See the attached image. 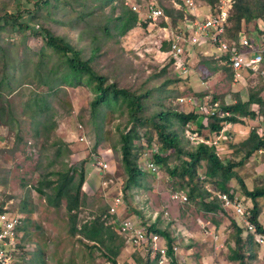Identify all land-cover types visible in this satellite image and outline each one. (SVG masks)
<instances>
[{
	"label": "rangeland",
	"instance_id": "374dc122",
	"mask_svg": "<svg viewBox=\"0 0 264 264\" xmlns=\"http://www.w3.org/2000/svg\"><path fill=\"white\" fill-rule=\"evenodd\" d=\"M93 1L85 2L88 5L86 11H93V15L85 21L78 20L83 9L82 2L69 1L56 6L54 0L51 7L42 9L36 17L32 15L23 19H28L32 26L36 23V30L45 27L53 34L68 39L81 51L83 60L94 56V69L106 76L108 83H116L118 88L146 96L143 100L145 118L165 110L198 113L200 118L197 122L188 123L184 128L176 124L174 128L181 136L184 149H194L205 143L214 147L224 163L239 162L243 157L240 143L249 137L253 127L264 126V116L255 120L245 119L244 124H226L220 134L211 132L207 117L215 112L210 109L215 104L231 105L237 99L247 102L252 92L263 89L264 82L247 74H243L241 79L231 78L230 73L222 69L226 65L224 56L210 45L186 46V57L180 63H185L189 70L186 74L177 70L172 55L163 47L170 43L171 29L182 28L183 22L192 15L182 6L183 0H102L106 2L98 7ZM37 2L0 0V15L5 10L11 12L19 8L34 11ZM195 2L199 6L195 14L203 18L209 7L202 0ZM123 3L131 10L140 8L137 13L132 10L137 14L139 23L124 36L117 35L114 30L108 35L103 30L99 31L100 25L107 24L112 7L117 8L113 20L121 15ZM155 3L165 15L167 10H173V17L166 15V20L161 18L153 24L145 20L148 5ZM233 4V0H220L215 8L223 7L231 13ZM179 13H184L181 20ZM164 25H169L170 29H164ZM257 25L264 30V21H259ZM52 50L39 35L12 32L11 26L0 31V80L5 76L3 67L6 61L13 89L8 101L16 116L13 125L0 126V212L24 217L19 240L23 242V247L16 253L20 263L112 264L104 248L78 234H70L65 203L60 208L50 206L36 191L44 178L55 179L51 174L60 165L55 162L56 148L52 145L61 141L68 145V150L63 148L60 160L68 169L77 174L83 170L85 175L82 193L87 199L85 206L77 212L78 227L104 215L107 210L110 213L111 206L120 198L122 205L118 216L114 217L117 224L112 223L114 219L107 213L104 215L112 227L111 234L117 236L116 245L124 240L118 233L119 223L131 220L137 224L155 225L170 235L173 246L178 247V254L171 257L170 264H239L234 260L236 235L231 221L237 223L242 217L237 218L231 209L206 212L199 202L194 203L189 197L187 204L172 199L173 193L182 190L187 193L188 187L179 177L171 178L163 165L151 161L154 155L159 154L160 139L149 124L138 128L139 138L132 142V155L138 157L137 165L144 170L143 175L132 182L122 162L121 135L128 134L136 126L132 125L126 104L120 97L108 99L97 107L96 115H93L91 103L96 96L85 84H61V90L56 92L44 87L36 69L43 53L50 57L44 58V65L39 69L55 67L57 56ZM46 94L51 96L48 99L50 126L55 128L50 134L37 135L34 123L25 114L24 105L36 95ZM260 97L264 99V90ZM252 109L259 113L258 106ZM147 134L152 138L150 144ZM82 137L86 141H81ZM168 156L169 168L179 166L178 158L165 155L166 158ZM52 162L56 163L54 168L50 166ZM149 163L154 164L156 172L148 168ZM234 171L235 177L227 185L229 195L239 200L243 211H247L249 207L245 202L251 204L243 196L240 180L249 191L264 187V150L254 154L244 167ZM205 172L204 161L198 171L200 187L203 186L213 197L222 194L214 182L207 181ZM126 185H129L127 190ZM257 203L260 208L259 222L264 227V199L258 198ZM23 209H27L28 213L24 214ZM242 239L246 243L242 251L245 263L264 264V248L259 247L253 237L247 244L249 236L245 232ZM147 260L149 264H158L157 258L151 256L148 250L126 243L116 262L144 264Z\"/></svg>",
	"mask_w": 264,
	"mask_h": 264
},
{
	"label": "trees",
	"instance_id": "16d2710c",
	"mask_svg": "<svg viewBox=\"0 0 264 264\" xmlns=\"http://www.w3.org/2000/svg\"><path fill=\"white\" fill-rule=\"evenodd\" d=\"M52 0H38L36 3V9L34 11H22L20 8L8 12L5 10L3 15H0V31H3L8 26H11L12 32L26 33L30 32L33 35H39L45 41L46 45L53 49V53L57 56V63L52 69L40 70L39 66L44 65V58L50 57L41 55V59L38 63L36 72L39 73L40 80L44 87L50 91L61 90L59 85L72 86L74 83L85 84L91 88L95 93V99L91 103L92 114L96 115L98 106L107 100L120 97L128 108V112L131 115V122L136 126L132 127L128 134L121 135L122 140V154L124 170L128 173L129 179L133 182L136 177L143 175L144 170L139 169L137 165L138 157L133 156L132 142L136 138H139L138 128L141 126H147L148 124L154 129L160 139L159 154L154 155L151 161L155 164L163 165L168 171L171 178L179 177L183 183L187 184L189 199L192 202H199L203 210L210 213L224 212L222 203L218 200L217 195L214 197L207 193L203 186L200 187V176L198 174L201 169L202 162H206L205 177L207 181L214 182L216 188L220 193L226 194L230 199H234L232 195H229L228 182L235 177V168L244 167L248 160L260 150H264V136H260L256 129L251 130L249 137L240 143L241 151L243 152L242 159L237 162L224 163L217 156L214 147H210L205 143H200L194 149H184L182 147L181 136L178 131L174 130L176 124L181 127H185L188 123H195L200 118L198 113H180L173 110L160 111L151 115L148 118L143 116L144 103L143 100L146 96L136 95L128 90L118 88L116 83H108L106 76L99 74L92 65L94 56L88 60L81 58V51L75 48L71 42L61 36L53 34V32L45 27L41 29H35L36 23L30 24L24 21L26 16L37 15L42 9H47L53 5ZM77 3L82 2V11L78 15L79 21H85V18H90L93 15V11L90 9L86 11L89 0H54L55 5L58 6L61 3ZM109 1V0H106ZM105 1V2H106ZM208 6L207 12L210 10L212 13H217L219 10L215 8V5L220 0H202ZM234 4L231 13H228V27L226 36L229 40H233L236 44H239L240 36L244 34L248 39L252 40L255 44L260 41L261 36L264 34V30L260 28L259 21H264V0H233ZM102 0H94L95 7L104 4ZM117 10L116 7L111 8V15L108 17V22L105 25L99 26V31L103 30L107 35L111 30L116 31L117 35L124 36L138 23V17L129 7L122 5V13L113 20V15ZM172 11L167 10L166 15L172 18ZM179 12V11H176ZM182 12V11H180ZM180 14V20L184 13ZM194 17L189 16V20L193 21ZM178 20V22L180 21ZM185 22V21H184ZM183 22V23H184ZM181 24V23H180ZM112 25V27H111ZM182 25V24H181ZM180 25V26H181ZM232 25V28L231 26ZM167 26V25H166ZM165 25L163 27H166ZM230 26V27H229ZM253 26V28H250ZM164 51H169V45L163 47ZM98 48L93 50L95 53ZM226 65L222 67L225 71L230 73V77H234V73L230 67V63L227 57H223ZM174 62V60H172ZM5 76L0 80V126L13 125L16 116L13 112L8 96L13 92L10 87L9 68L6 65L3 67ZM220 69V68H218ZM216 69V70H218ZM214 70V71H216ZM253 76V75H251ZM59 88V89H58ZM7 90V91H6ZM9 90V91H8ZM263 89H259L256 92H252L247 102H243L237 99L235 103L231 105L218 106L214 115H209L208 126L212 133L220 134L225 128L226 124L236 125L244 124L245 119L255 120L259 116H264V99L261 98ZM56 92V91H55ZM51 96L49 94L31 98L24 105L25 114L34 123V130L37 135L50 134L55 126H50L49 115L50 109L48 105V99ZM258 106L259 113L253 111L252 107ZM222 114V117L219 115ZM228 114V115H226ZM16 123V122H15ZM148 133V132H147ZM147 141L149 144L152 138L147 134ZM52 147L55 150V162L60 165L58 169L51 174L55 179L47 180L44 178L37 187L36 191L42 197L45 198L48 205L60 208L65 203L66 214L69 218L70 234L72 236L79 235L84 240L94 243L95 245L104 248L107 252V259L112 264H117L116 259L119 256L121 250L124 248L126 242L123 240L119 245H116L117 236L111 234V226L108 225V218L104 219V215L108 213V210L94 218L92 221H88L78 227L77 212L85 206L86 195L82 193V187L85 182L84 171L75 173L71 169H68L62 162L61 152L63 148L68 150V145L59 141L54 143ZM66 150V151H67ZM166 154L174 155L179 159V166H175L173 169L169 168V156L166 158ZM60 160V161H58ZM50 163V166L56 164ZM240 180V179H239ZM242 185V192L244 198L250 201L251 206L245 202L249 209H247L251 222L256 225L258 232H263L264 227L259 222L260 208L257 203L258 198L264 199V187L256 188L249 191L240 180ZM129 189V185H126V190ZM217 193V192H216ZM206 196V197H205ZM253 204V207H252ZM1 211L0 213H4ZM22 212L27 214V209H23ZM232 226L235 229V258L239 261V264H246L243 254L245 244L242 239L244 230L236 223L231 221ZM147 229L151 232H155L161 236L166 237L169 245V255H172L173 239L167 232L158 229L155 225L148 226ZM249 236L248 242L251 240ZM144 264H149L147 260Z\"/></svg>",
	"mask_w": 264,
	"mask_h": 264
},
{
	"label": "built area",
	"instance_id": "2783aa9c",
	"mask_svg": "<svg viewBox=\"0 0 264 264\" xmlns=\"http://www.w3.org/2000/svg\"><path fill=\"white\" fill-rule=\"evenodd\" d=\"M182 4L185 10L187 9L191 12L194 19L193 21L186 19L182 28H176L175 31L171 29V39L170 43H168L169 54L175 60L174 66L177 65V70H181L183 74H186L189 70L185 63H180L181 59L186 57V46L206 47L210 45L220 55L227 57L234 73V80L241 79L243 74H247L257 76L264 82V34L256 44L242 34L239 44H236L233 40H228L226 36L229 10L223 7L218 8L219 11L217 13H212L209 10L202 18L195 14V11L199 8L195 0H183ZM139 9V7L132 8L136 13L139 12ZM166 17L163 9L156 3L148 5L145 20L153 24L161 18L166 20ZM210 109L215 110V112L211 113V115H214L217 105L215 104ZM260 120L262 121L263 118H260ZM253 129H256L260 136H264V126L260 125L253 127ZM81 141L86 140L82 137ZM258 152H262V150ZM148 168L152 172L157 171L153 163H149ZM217 198L222 203L223 210L231 209L237 218L238 216L242 217L238 225L244 229L247 236L254 238L255 243L259 247L264 248V231L258 232L256 225L250 220L249 213L243 211L240 201L232 200L226 194H218ZM172 199L180 204L188 203V195L183 190L173 193ZM121 205V199L117 198L110 208L109 216H111V219L118 216V210ZM112 223L117 224V220L114 219ZM23 227V216L14 215L10 212L0 213V264H21L16 253L23 247V242L19 241ZM147 227V225L137 224L131 220H124L118 225V233L132 247L148 250L151 256L157 258L158 264H170L171 257L178 254V247L172 246L173 254L169 255V246L166 238L149 231Z\"/></svg>",
	"mask_w": 264,
	"mask_h": 264
},
{
	"label": "crops",
	"instance_id": "0c3cea01",
	"mask_svg": "<svg viewBox=\"0 0 264 264\" xmlns=\"http://www.w3.org/2000/svg\"><path fill=\"white\" fill-rule=\"evenodd\" d=\"M208 10V9H207ZM206 11V10H205ZM201 12V11H200ZM207 12V11H206ZM205 14V13H204ZM167 27H169V29H170V26L168 25V26H166V28H164V29H168ZM237 223H239V221H237Z\"/></svg>",
	"mask_w": 264,
	"mask_h": 264
},
{
	"label": "clouds",
	"instance_id": "9594fccd",
	"mask_svg": "<svg viewBox=\"0 0 264 264\" xmlns=\"http://www.w3.org/2000/svg\"><path fill=\"white\" fill-rule=\"evenodd\" d=\"M243 229V228H242ZM244 230V229H243ZM245 232V231H244Z\"/></svg>",
	"mask_w": 264,
	"mask_h": 264
}]
</instances>
